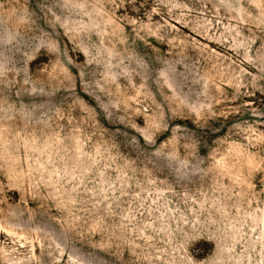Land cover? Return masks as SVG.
Here are the masks:
<instances>
[{
  "label": "rangeland",
  "instance_id": "374dc122",
  "mask_svg": "<svg viewBox=\"0 0 264 264\" xmlns=\"http://www.w3.org/2000/svg\"><path fill=\"white\" fill-rule=\"evenodd\" d=\"M0 264H264V0H0Z\"/></svg>",
  "mask_w": 264,
  "mask_h": 264
}]
</instances>
